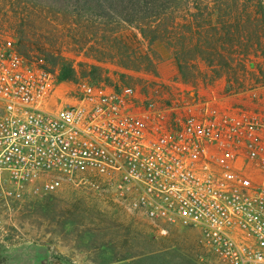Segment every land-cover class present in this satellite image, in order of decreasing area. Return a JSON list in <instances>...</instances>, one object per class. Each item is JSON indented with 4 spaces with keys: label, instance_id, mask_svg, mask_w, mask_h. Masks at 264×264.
Returning <instances> with one entry per match:
<instances>
[{
    "label": "built area",
    "instance_id": "built-area-1",
    "mask_svg": "<svg viewBox=\"0 0 264 264\" xmlns=\"http://www.w3.org/2000/svg\"><path fill=\"white\" fill-rule=\"evenodd\" d=\"M57 84L0 42V192L103 185L163 230H197L206 264H264V118L228 126L207 106L181 114L129 87Z\"/></svg>",
    "mask_w": 264,
    "mask_h": 264
},
{
    "label": "rangeland",
    "instance_id": "rangeland-1",
    "mask_svg": "<svg viewBox=\"0 0 264 264\" xmlns=\"http://www.w3.org/2000/svg\"><path fill=\"white\" fill-rule=\"evenodd\" d=\"M90 3L0 0V42L10 41L29 64L54 74L58 91L72 92L83 83L129 87L146 106L181 114L207 106L215 120L228 126L264 118L262 23L254 37L241 33L249 42L217 75L211 62L191 51L182 56L186 63L181 77L166 43L148 45L115 13ZM145 54L153 67L139 65ZM64 64L71 66L74 77L59 81ZM220 79L222 88L216 83ZM228 87L235 90L228 93L231 97L222 92ZM7 193L0 192V264H206L197 230H163L117 204L103 185Z\"/></svg>",
    "mask_w": 264,
    "mask_h": 264
},
{
    "label": "trees",
    "instance_id": "trees-1",
    "mask_svg": "<svg viewBox=\"0 0 264 264\" xmlns=\"http://www.w3.org/2000/svg\"><path fill=\"white\" fill-rule=\"evenodd\" d=\"M91 4L93 8L115 13L121 22L138 30L148 45L166 43L172 48L181 77L186 63L182 56L187 52L193 51L211 62L210 67L217 75V69L230 65L232 54L249 42L247 36L242 39V32H251L254 37L258 23L264 29V0H92ZM139 57V65L154 66L147 54ZM73 77L71 66L62 65L58 80ZM234 91L226 88L227 93Z\"/></svg>",
    "mask_w": 264,
    "mask_h": 264
},
{
    "label": "crops",
    "instance_id": "crops-1",
    "mask_svg": "<svg viewBox=\"0 0 264 264\" xmlns=\"http://www.w3.org/2000/svg\"><path fill=\"white\" fill-rule=\"evenodd\" d=\"M216 83L218 84V86L220 85V88H222L223 86H224V83H223V80H218V81H216ZM222 92H223V94L225 95V96H228V97H231L232 95L231 94H228V93H226L225 91H224V88H223V90H222ZM239 94H236V95H234V96H238Z\"/></svg>",
    "mask_w": 264,
    "mask_h": 264
}]
</instances>
